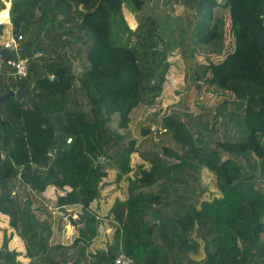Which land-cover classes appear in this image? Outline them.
<instances>
[{
	"label": "trees",
	"instance_id": "16d2710c",
	"mask_svg": "<svg viewBox=\"0 0 264 264\" xmlns=\"http://www.w3.org/2000/svg\"><path fill=\"white\" fill-rule=\"evenodd\" d=\"M184 1L193 16L188 51L207 46L220 54L232 36L233 50L222 60L191 70L217 91L235 94V110L221 101L212 117L184 119L176 111L158 121L152 114L160 126L156 144L164 145L141 150L108 123L117 114L119 126L128 127L135 108L162 95L167 55L184 45L168 28V3L11 0V17L22 26L18 44L31 45L10 58L27 57L29 66L26 76H15L0 59V95L29 91L1 104L0 212L23 238L29 264H114L120 253L132 264H264V0ZM125 6L139 19L134 29ZM222 8L226 16L217 15ZM185 32L181 27V38ZM76 62L86 63L80 75ZM227 110L236 112L241 133L223 140L216 124ZM151 133V126L143 131ZM138 149L151 166L140 164L133 181L128 174ZM204 167L216 174L222 196L202 199ZM109 168L118 170L115 183L127 177V196L100 217L91 205ZM51 185L65 193L49 200L53 207L43 196ZM61 206L81 209L79 236L70 244L52 241L62 223L53 208ZM102 220L114 226V236L94 252ZM9 240L6 234L0 264H20ZM200 240L205 257L197 261L191 253H200Z\"/></svg>",
	"mask_w": 264,
	"mask_h": 264
},
{
	"label": "rangeland",
	"instance_id": "374dc122",
	"mask_svg": "<svg viewBox=\"0 0 264 264\" xmlns=\"http://www.w3.org/2000/svg\"><path fill=\"white\" fill-rule=\"evenodd\" d=\"M6 1L9 2L10 0ZM164 3H168L166 9L168 10L171 21V23H169L168 25V28L170 30L171 28L176 30L175 34L177 35L178 39H184V45H178L179 47L172 49L167 55L169 67L166 74L163 93L160 97H158L154 105L150 106L145 104L135 108L130 115L131 121L128 127L122 128L119 126V116L117 114H115L113 116V119L108 123L112 129L119 131L126 136V142L131 139H135L137 141V147L141 150H143L144 148L146 149V146L150 144H154L153 146L157 147L158 149H161V146L164 145L161 142L156 144V133L158 132L155 133L154 130L159 129L160 126H158V122H154L153 117H151L152 114H159L158 117L157 115L155 116V119H157L158 121H160L163 116L174 113L176 111L179 112L181 117L184 119L189 118L191 114L199 115L209 113L210 117H212L216 113L217 106L221 101H223V103L226 101L225 103L229 104L230 109L232 108V110H235V108L233 107V102L234 100H236L235 94H229L219 90L217 91V88L215 86H208L204 82V80H200L199 76H196L195 78V75H193V72L191 70V65L195 67L198 65L200 66L201 64H208L213 60L216 62L222 60L229 52L233 50L234 42L232 40V36H227V41H225L224 47L222 48L220 54H217L214 51V47L207 46L197 47L195 51H188V47H192L191 34L193 30V23L191 22V20L193 16L190 15L192 10L188 8V5L184 0H164ZM1 6L2 0H0V8ZM148 11L149 10L146 8L145 13H147ZM228 11L229 9H217V15L226 16L228 14ZM124 13L130 27L133 29L136 28L139 21L136 14H134L131 9L126 6L124 7ZM5 15L6 14L1 13L0 20ZM145 15L146 14H143V16ZM181 27L186 30L185 35L182 38L180 37ZM13 30L14 25L11 26L10 24H5L3 33L0 34V46H3L6 41L11 40V37H13ZM12 55L19 56L20 54H18L17 52H12ZM84 63L76 62L74 64V70L76 74L80 75L83 73L86 66V63ZM239 111H243V109ZM235 114L236 112L230 113V110H227L224 114H221L219 116V120L217 121L218 123L216 124V126L218 127L219 137L221 139H232L241 133V123L238 119L235 118ZM150 126L152 130L151 135L149 134V136L144 137L145 135L143 134V131L145 129H148ZM169 145L171 147L177 146L174 141H172ZM138 150L131 155L132 171L128 174V176H131V178L133 177V181L136 180L135 176L139 174L140 164H144V166L147 168L151 166L150 162L148 160H145L141 155V150ZM108 173V177L104 179L105 185L103 186L100 199L98 200L99 208L101 209L99 212H97V214L100 217L108 214L111 210V207L118 199H125L127 196V177H124L120 184H117L115 182L118 170L116 168H109ZM201 184L202 188L205 189L202 199L212 200L214 197L222 196V192L219 190L217 185L216 174L206 167H204L202 170ZM66 189L71 188L66 187ZM46 194L51 197V199H47L46 197H44L46 199V202L49 203L51 207H53L54 202L51 203V201L49 200H55L58 198V196L65 193L62 190H57L56 193V191H54V189L49 186V191H47ZM53 210L56 215L55 218L58 221V219L61 217L60 210L59 208H53ZM69 212L74 213L75 211L70 209ZM76 218L78 217L76 216ZM73 228L74 226L71 225L66 218L62 219L61 226H58L57 224L54 226V240L64 241V243H70L76 235V233L72 232ZM108 229L110 230L106 232V230ZM99 230L101 236H97L94 239L92 245L95 249H99L100 247L102 249H105L113 240L115 229L114 226L111 225L110 222H108V220H102ZM66 234L70 236V239L66 237ZM14 239L11 238V240H13L14 246L16 245V248L18 247V245L23 244L24 242L22 241V243H20V241H16V243H14ZM3 240L4 235L3 233H1L0 246H2ZM200 243V253H191L192 258L197 261L205 257L203 246L204 243L202 240H200ZM16 252H18L20 255V259H18L19 255L17 259L21 263L23 262V264H25V261L22 260L23 256H21H25V253H22L21 250H16Z\"/></svg>",
	"mask_w": 264,
	"mask_h": 264
},
{
	"label": "crops",
	"instance_id": "0c3cea01",
	"mask_svg": "<svg viewBox=\"0 0 264 264\" xmlns=\"http://www.w3.org/2000/svg\"><path fill=\"white\" fill-rule=\"evenodd\" d=\"M5 1V0H4ZM3 1V2H4ZM2 13H4V14H6L7 13V10H5L4 12H2ZM50 187H52L53 189H54V191H56V193H57V190L59 191L60 189H57V187H55V186H50ZM67 190H70V189H67ZM47 191H49V187H48V189H46V191H44V193H43V196L44 197H46L47 199H51V197H49L48 196V194H46L47 193ZM99 199H97V200H95L93 203H92V209L93 210H95V211H97V212H99L100 211V209L101 208H99V201H98ZM59 208V207H58ZM66 208H67V211H68V213L70 214L71 212H69L70 211V209L71 210H74L75 212L74 213H71V215H73L74 216V218H76V216L77 217H79V213L81 212V209H80V207H75V206H66ZM54 215H55V212H54ZM56 216V215H55ZM62 219V218H61ZM77 219L78 218H76V221H77ZM10 217L8 216V215H6V214H3V213H1L0 212V236H1V233H3V235H4V237H5V235L7 234L8 236H10V242H9V248L11 249V250H17V251H20L21 250V252L22 253H26V246H25V242H23V244H20V245H22V246H20V245H18V247L16 248V245L14 246V244H13V240H11V238L12 239H14V243H16V241L18 242V241H20V243H22V241H24L23 240V238L21 237V236H19L18 235V233L16 232V230L13 228V227H11L10 226ZM109 222V221H108ZM78 223H77V225L76 226H74V228L72 229V232L73 233H76V235H75V237H77V236H79V231H78ZM110 229H108V230H106V232L107 231H109ZM71 231V230H70ZM54 235H55V232H54ZM53 235V236H54ZM67 236L66 237H68L69 239H70V236L68 235V234H66ZM101 236V234L99 233V235H98V237H100ZM74 237V238H75ZM74 240V239H73ZM72 240V241H73ZM52 241L53 242H61V243H64V241H58V240H54V238L52 237ZM72 241L70 242V243H72ZM3 242H4V240H3ZM70 243H65V244H70ZM3 244V243H2ZM20 246V247H19ZM14 247V248H13ZM0 248H1V246H0ZM13 248V249H12ZM101 248V247H100ZM91 250L92 251H94V252H96L97 251V249H95V248H93V245H91ZM21 256H23L22 257V260H24L25 261V264H27V263H29L30 261H31V259L29 258V257H26V256H24V255H21ZM18 258V257H17ZM18 259H20V255H19V258ZM21 260V261H22ZM27 261V262H26ZM20 264H23V262L21 263L20 262Z\"/></svg>",
	"mask_w": 264,
	"mask_h": 264
},
{
	"label": "water",
	"instance_id": "95a60500",
	"mask_svg": "<svg viewBox=\"0 0 264 264\" xmlns=\"http://www.w3.org/2000/svg\"><path fill=\"white\" fill-rule=\"evenodd\" d=\"M13 25H14L13 38H14V41L16 42V41H18L19 32L22 29V26H20V23L17 20H15L14 18H13ZM14 41L11 42V46L10 47H2L0 49V59L1 60H7L10 57L11 53L14 52V51L24 52L31 45V44H26L24 46H20V45L15 46V42ZM162 51H165V49H162ZM28 91H29V88H26V89L18 88L16 90H11V91H8V92L0 95V109H1V104L4 101L8 100L10 97H16L19 100H23V96ZM23 102L25 104H27L26 101H23ZM0 122L5 123L2 120L1 114H0ZM100 161L102 163L105 162L102 158H100ZM59 210H60V214H61V218L62 219L66 218L70 222L71 225H73V226L77 225L76 218H74L73 215L68 213L66 206H61L59 208ZM150 217H151L152 220L157 221V218H156V216L154 215V213L152 211H150ZM156 237H158V236L156 235Z\"/></svg>",
	"mask_w": 264,
	"mask_h": 264
},
{
	"label": "built area",
	"instance_id": "2783aa9c",
	"mask_svg": "<svg viewBox=\"0 0 264 264\" xmlns=\"http://www.w3.org/2000/svg\"><path fill=\"white\" fill-rule=\"evenodd\" d=\"M5 3H6V8L0 11V14L4 12L5 10H7V13L5 16L1 18L0 24H10L11 26H13V18L11 17V13H10L12 2L11 0L9 2L5 0ZM19 38L20 36H18V39ZM12 41H14L13 37H11L10 41H6L3 44V46L10 47ZM18 45H19L18 41H16L15 46H18ZM16 52L18 53V51ZM7 60H8V63L15 68V71L13 72L15 76L23 77L28 74L29 59L27 57H18L17 59L9 57ZM68 141L70 142L71 138H69ZM132 263H133L132 258L128 257L125 253H120L115 258V261H114V264H132Z\"/></svg>",
	"mask_w": 264,
	"mask_h": 264
}]
</instances>
